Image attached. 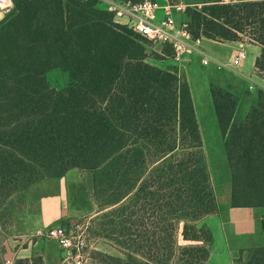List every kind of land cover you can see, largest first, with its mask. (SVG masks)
Returning <instances> with one entry per match:
<instances>
[{
	"label": "trees",
	"instance_id": "obj_1",
	"mask_svg": "<svg viewBox=\"0 0 264 264\" xmlns=\"http://www.w3.org/2000/svg\"><path fill=\"white\" fill-rule=\"evenodd\" d=\"M13 3L0 23V207L44 180L89 172L97 219L123 249L109 264H208L214 237L203 220L220 210L187 80L96 0ZM185 15L194 38L259 46L264 79V0H209ZM56 68L71 78L61 90L47 81ZM211 95L232 207L264 208V91L242 121L231 93ZM233 264H264V245Z\"/></svg>",
	"mask_w": 264,
	"mask_h": 264
},
{
	"label": "rangeland",
	"instance_id": "obj_2",
	"mask_svg": "<svg viewBox=\"0 0 264 264\" xmlns=\"http://www.w3.org/2000/svg\"><path fill=\"white\" fill-rule=\"evenodd\" d=\"M154 1L162 5L161 1ZM182 1L193 9H201L205 2L209 0ZM178 15H182L179 20L177 19ZM162 17L163 14L160 12L159 18ZM175 19L178 23L188 20L185 14H177ZM116 21L124 25L128 24V21L124 19H117ZM248 42L249 39L243 37V43ZM204 48L202 50L209 52ZM149 49L151 52L166 56L164 61L158 62L160 67L176 69L181 79L183 81L187 80L199 114L201 116L202 114L205 115L207 121H209L212 62L210 65L204 66L202 56L198 54H194L190 62L191 52V54L189 53L184 57L182 67H178L168 46L153 44L150 45ZM221 51L224 54L231 52L229 48H222ZM259 78L264 83V79ZM47 81L50 87L61 90L70 84L71 78L68 71L56 68L47 74ZM257 88L255 86V92ZM258 91H264V89L259 87ZM204 137L206 148L203 147V151L212 182L217 195L223 198L225 188L230 182L232 184V175L227 158L226 156L224 158L223 155V152L225 153L224 143L220 134L210 125L204 127ZM98 212L99 208L94 202V176L92 173L74 169L62 178L44 180L0 207V249H2V245L5 253L9 248L11 252H14L15 249L26 245L23 244V241L27 238H40L34 235L35 230L33 228L36 226H63L68 231L73 230L76 233L75 225H81L86 228L88 242V247L84 252L86 253V264H109L108 257H124L123 249L117 241V237L113 234L112 227L109 224L106 225V220L97 219L98 215L102 213ZM262 212L264 210L252 213L242 212L235 215L233 219L243 220L242 224H230V219L226 220V222H229L227 227L230 225L235 231L248 232V230L252 231L253 229V233L243 241V249L235 255L234 259L239 258L242 251L253 248L249 242L250 240L257 239V242L260 240L259 242L264 243V232L261 223L257 225L258 216H255ZM246 222L247 224H245ZM245 256L246 254H244Z\"/></svg>",
	"mask_w": 264,
	"mask_h": 264
},
{
	"label": "crops",
	"instance_id": "obj_3",
	"mask_svg": "<svg viewBox=\"0 0 264 264\" xmlns=\"http://www.w3.org/2000/svg\"><path fill=\"white\" fill-rule=\"evenodd\" d=\"M158 1H161L162 5L166 4L165 0ZM181 16L182 15H178L177 19L179 20ZM201 47L202 49L205 47L209 52H207L206 50L204 51L207 55L212 58L213 74H211L210 80L211 89L212 87L220 88L226 92L231 93L238 101L234 119L235 121L244 120L251 112L252 108L259 101V87H262L264 89V83L260 81V78L258 77L255 68L256 61L261 55V48L257 45L249 43L218 42L206 38L202 39ZM241 47L246 48L248 56L247 59L241 64L238 69H231L228 67L219 68L218 63H229L233 54L236 52L237 49ZM222 48H229L231 52L224 54L223 51H221ZM194 54L198 53L192 52V55L189 58L190 62L192 61ZM252 85L254 87H258L256 92L254 91L255 88L253 90L250 89V86ZM191 96L197 122L199 124V128L202 134L204 148H206L204 127H206L207 125H210L213 129L218 132V134H220L222 142L224 143V138L218 121L217 112L215 109L212 95H210L211 103H209L211 107V109H209V121H207L205 115L202 114L201 116L199 114L192 91ZM223 155L224 158L225 156L227 158L226 150L225 153L223 152ZM215 194L217 197L220 212L218 215L209 216L205 220H203V224H205L211 229L214 237L212 252L208 264H233V259L235 255L243 249V241H245L247 236L253 233V229L252 231L248 230V232H238L235 231L233 227H230V225H228L229 227H227V224L229 222H226V220L228 221L230 219V224H242L243 220L233 219V217L237 214H241L242 212H260V210H264V208H233L231 182L225 188V196H223V198L217 195L216 190ZM262 213L264 214V212ZM262 213L255 215L258 216V219L256 221L257 225L261 223L262 217L264 216ZM245 224H247V222ZM39 228H43V226H36L33 228V230L36 231ZM259 241L257 242V239H253L249 242L253 247L261 246L264 244L263 242ZM23 244L26 245H22V247L15 249L14 252H11L10 248L6 252L5 257L6 260L10 261V264H17L19 261H24L25 264L61 263L62 251L55 241L46 240L43 238H27L25 241H23Z\"/></svg>",
	"mask_w": 264,
	"mask_h": 264
},
{
	"label": "built area",
	"instance_id": "obj_4",
	"mask_svg": "<svg viewBox=\"0 0 264 264\" xmlns=\"http://www.w3.org/2000/svg\"><path fill=\"white\" fill-rule=\"evenodd\" d=\"M96 1L116 20H127L128 25L148 41L153 44L169 46L173 51V60L178 67H182L184 57L191 52H196L203 57L202 64L204 66L210 65L212 62V58L201 48L203 38L193 37L187 21L178 23L175 19L177 14H185L191 7L184 1L165 0L166 4L164 5H160L154 0L140 2L130 0ZM13 9V0H0V21L4 20ZM160 12L163 14L161 19L159 18ZM247 56L246 49L241 47L236 50L229 63H218L219 68L238 69ZM254 88L253 85L250 86L251 90ZM75 229L76 233L73 230L68 231L63 226H46L37 229L34 235L55 241L59 245L62 251L60 264H86V253H84L88 247L86 228L75 225ZM6 264H10V261L7 260Z\"/></svg>",
	"mask_w": 264,
	"mask_h": 264
}]
</instances>
